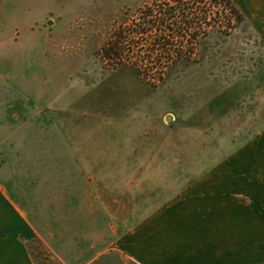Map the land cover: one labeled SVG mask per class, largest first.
<instances>
[{"label":"rangeland","instance_id":"374dc122","mask_svg":"<svg viewBox=\"0 0 264 264\" xmlns=\"http://www.w3.org/2000/svg\"><path fill=\"white\" fill-rule=\"evenodd\" d=\"M160 1L0 0V111L15 120L0 126V149L20 144L38 158L6 155L0 173L49 175L61 190L83 172L92 202L100 205L99 196L125 216L133 204L164 202L264 128V35L244 13L227 33L211 29L203 58L179 61L158 85L129 67L161 61L131 44L121 60L102 56L117 31L135 28ZM211 8L222 7L213 0ZM43 111L50 125L40 132ZM33 245L38 264H63L48 246ZM92 264L136 263L102 255Z\"/></svg>","mask_w":264,"mask_h":264},{"label":"crops","instance_id":"0c3cea01","mask_svg":"<svg viewBox=\"0 0 264 264\" xmlns=\"http://www.w3.org/2000/svg\"><path fill=\"white\" fill-rule=\"evenodd\" d=\"M236 2L264 35V0ZM43 112L40 132L50 125L45 116L51 114ZM7 114L0 111L4 129L15 122ZM10 145L1 146L0 163L6 155L38 161L34 151ZM45 176L24 181L0 173V264H38L33 244L40 242L63 264H92L102 255L136 264H264V128L164 202L133 204L125 216H115L99 196L93 200L100 205L92 202L85 173L69 175L63 194L55 178ZM98 211L100 219L93 220Z\"/></svg>","mask_w":264,"mask_h":264},{"label":"trees","instance_id":"16d2710c","mask_svg":"<svg viewBox=\"0 0 264 264\" xmlns=\"http://www.w3.org/2000/svg\"><path fill=\"white\" fill-rule=\"evenodd\" d=\"M213 0H164L146 7L142 20L129 30L120 29L103 47L106 59L121 60L132 50L140 56L157 59L150 66L124 65L132 68L142 79L152 84L164 82L171 69L183 60H197L204 56L203 44L211 29L227 33L244 18L236 0H215L221 10L214 12ZM225 19V25L219 18ZM146 49L142 51L143 46Z\"/></svg>","mask_w":264,"mask_h":264}]
</instances>
